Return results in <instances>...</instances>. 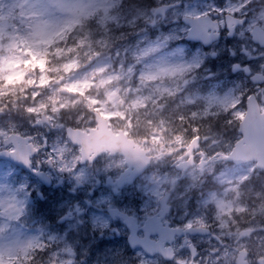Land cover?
<instances>
[{"label":"rangeland","instance_id":"obj_1","mask_svg":"<svg viewBox=\"0 0 264 264\" xmlns=\"http://www.w3.org/2000/svg\"><path fill=\"white\" fill-rule=\"evenodd\" d=\"M148 1L150 6L146 5V7L138 9L136 7L133 13V8L130 5H127L126 8L124 0H71V3L75 5L72 9L56 6L60 2L68 3L69 0H0V100L3 102L0 104V108L4 111V114L0 115V130L6 129L9 134L14 131L17 122L20 121L17 116L19 107L16 106L11 112L9 106L4 102H8L10 99L16 100L21 92L28 95L27 92L30 88H33L35 93L41 92L49 86L57 85V81L60 79L65 84H58V87L69 89V86H72V91L87 93L85 92L88 90L87 87L91 86L92 89H96L97 81L104 82L106 80L112 84L120 85L126 92L131 84L133 74L136 76L139 74L138 84L134 86L133 93L127 94L122 103L116 101L114 112L117 118L126 117L125 122L132 124L133 119L125 114L129 111L136 112L144 118L141 108H145L143 100L149 98L152 104L145 108V118L151 119V122H155L154 120L159 118L158 126H150V132L152 131L150 142L153 150L157 153L159 151L158 155H161V159H157L155 162V167L158 169H152L144 177L142 188H144L147 202L151 200L158 202L159 197L167 190H172V199L176 201L183 196V193H188L191 188L199 187L205 181L204 178L212 173V167L221 163V160H225L224 155L218 154L232 150L239 136L237 130L239 119L233 115L231 105L234 101L231 96L234 94L236 100H239L242 95L249 94L250 89L246 86L242 88L231 82L229 86L221 90H217V87L213 86L206 92L198 90L194 92L193 87L198 79L195 75L188 77L189 72L194 71L192 67L184 63L188 57H166L167 52L173 47H182L193 52L200 49L184 47L180 41L183 35L158 49L147 51L158 38L162 39L163 35L168 34L169 31L173 34L179 30L183 32V28L186 27L181 21L179 23L176 21L180 20L185 10L198 15L210 6L213 0H181L182 5L167 13V16L164 17L165 20L157 29L150 30L149 28H152L150 21L153 20V14L150 13L154 6L178 0ZM235 2L239 4L240 0H235ZM256 3L258 4L259 0H256ZM38 4L47 5V7L42 9L39 6H34ZM123 5L126 9L121 8ZM113 6L120 7L121 10L118 9L117 12H114ZM5 10L7 16L4 14ZM41 12L43 15H40ZM17 16L21 19L25 17L39 18L38 22L31 26L29 35H25L19 27L15 31H9L5 20L15 22ZM160 18L163 19V17ZM41 19L58 26V30L62 29L51 43L46 40L36 42ZM145 22L149 23L144 24ZM253 24H260L264 28V20L259 22L253 20ZM247 27L245 25V28ZM75 29H81V37L72 34L76 31ZM91 35L94 39L90 37ZM5 37H8L7 43H4ZM26 41H31V43ZM57 41L61 46L51 48L50 46L56 44ZM241 44L253 43L250 35L241 37L238 31L230 45L244 47ZM213 50H217L219 53L224 52V42H220L208 54ZM204 54L201 53V55ZM53 57L60 62L53 64ZM165 59H167L169 71L159 73L158 67ZM175 66L183 68V71L179 68L173 71ZM108 71L124 73L125 80H129L128 83H122L124 79L120 74H110L106 78L99 74V72L107 73ZM50 73H55V75H50ZM150 73H155V75L148 79ZM95 75V82H92L91 76ZM142 77L144 78L142 79ZM114 93V90L107 91L106 98L116 99ZM226 93L229 94V99L226 101L227 106L209 103L210 94L224 98ZM92 100V103H96L94 99ZM63 103L65 102L61 104ZM12 104L15 106V101L12 100ZM27 107L29 106L24 107L25 114H28ZM36 109V112H39L41 106ZM237 110L241 111L240 107ZM183 125L186 128L190 126V130L186 132L180 130V126ZM175 126L176 132L174 131ZM193 126L200 129L198 134L203 137L198 150L200 155L198 162L193 167L183 171L178 169V162L182 163L178 157H189L190 141L186 137L189 132H192ZM2 139L3 137L0 136V147ZM65 152H67L66 162H72L73 150L65 147ZM202 152L206 154V157H202ZM4 167L6 171L0 175V184H4L6 187L0 190V199L15 203L17 207H23L18 202L24 199V193L17 192L15 187L18 185H14L13 182L20 179L28 185V180L25 178L26 176L17 173L12 165L11 170L15 175L9 178L8 165L5 164ZM73 175L75 176V174ZM230 177L234 178L233 175ZM60 200H55L54 204H58ZM64 208L65 203L62 208L56 210L63 211ZM0 225L5 228V236H11L12 229L15 227L19 231L21 239L37 235L38 226H42L34 222L31 215H24L19 220H9L6 216H0ZM45 242L46 240L42 239L39 243L44 244ZM83 243L86 241H82L79 246L88 251L90 246L82 245ZM73 244L76 245L77 242L73 241ZM88 254L91 255L92 263L103 259L94 256L92 249ZM68 259H73V257L69 254Z\"/></svg>","mask_w":264,"mask_h":264},{"label":"flooded vegetation","instance_id":"obj_2","mask_svg":"<svg viewBox=\"0 0 264 264\" xmlns=\"http://www.w3.org/2000/svg\"><path fill=\"white\" fill-rule=\"evenodd\" d=\"M164 17L166 16H163V19L153 17L150 22L152 29H157L165 20ZM231 40V37L221 34L220 41L224 42L225 51L219 57L225 72L233 59L241 64L248 62V57L241 54L239 46L231 45L236 50V56L234 58L228 56L226 49ZM241 45L253 50L249 52V56L259 57L262 54L257 50L258 45L255 43ZM231 77V81L236 82L242 88L247 86L248 89L259 95L264 93V84H254L243 73L234 74L232 72ZM57 83L65 84L60 79ZM95 84L96 89L88 88L85 91L87 93L69 91L65 87L55 86H49L46 90L35 93L34 89L30 88L27 92L28 95L21 92L16 100L12 99L15 101V107H19L17 110L20 121L17 122L15 131H18L22 137L27 139L33 137L39 140L42 133L54 138L49 141L50 145L56 141L64 144L69 137V132L74 133L72 130H75L81 140L79 148L77 149L76 144L72 141L66 144V148L73 150L74 156L82 155L83 157L84 152L91 150L86 157V162H81L80 165L86 172V178L80 184H76L73 173L60 170L66 160L59 164H48L46 162L48 153L41 144L38 157L41 165L38 168L50 177L51 184L49 186L40 182V179L32 171L27 172L16 168L20 174L30 180L31 206L33 197L35 200H40L41 194H43L45 199L40 201L41 207L54 204L55 200L59 199L65 201L63 211L74 210L77 201L81 206L86 207L85 202L98 185L110 188L112 187L110 181L114 182L121 175L138 172L142 168V155L144 154L140 151L139 158L130 160L126 154H122L124 146L117 148L114 145L115 135L122 131L134 142V144L132 143L133 147H136L135 145H138V148L142 147L146 155L151 157L148 169L138 176L132 177L131 175V179L126 185H121L125 188L128 198L119 210L125 214H131L135 219L137 238L144 239L146 235V239L149 241L147 246L137 245L136 252L129 250L126 253L128 264H138V259H143L148 264H175V259H185L192 264H260V258L264 256V167L258 166L256 162L240 164L229 162L227 155H224L225 160H221V163L212 167V173L204 178L205 181L201 185L202 190L191 188L188 198L184 193L176 201L172 199V190L169 191V208L161 216V200L147 202L144 188H142L144 177L152 169H158L155 167V162L157 159H161V155H158L159 151L158 153L154 151L150 142L152 135L150 126H158L159 118H156L155 122L145 118V108L152 103L149 98L143 100L145 108L142 107L141 113L144 112V118L141 114H125L133 119V123L128 124L125 122L126 117L117 118L114 112L117 91L112 83L105 80L104 82L97 81ZM113 90L116 99L106 98L107 91L112 92ZM33 93L36 95L34 96ZM126 93L130 94L129 89ZM92 99L96 103H92ZM62 102L65 103L61 104ZM260 103L264 104V101ZM4 104L7 103L4 102ZM26 106L35 108L41 106V110L35 111L31 115L34 116V119H26L23 115ZM246 106V103L240 104V110L246 112ZM93 120H101L103 128H94L90 124V121ZM69 121H72V127L65 134ZM115 121H120L122 124L115 123ZM174 131L176 132V126ZM188 137L189 135L186 138L188 139ZM25 143L32 144L33 140L28 139ZM66 153L64 152L65 157ZM199 155L198 152L194 154L195 164ZM201 155L206 157L204 152ZM90 157H95V161H91ZM36 158L33 157V159ZM56 159L59 160V157ZM178 159H185V157L179 156ZM220 173L224 176H217ZM230 175H233L234 178ZM91 201L96 210L94 214L103 215L109 208L107 198L102 199L99 204L96 197H91ZM150 217L155 218L159 230L145 234V223ZM50 223V220H45L42 225L46 231L49 230L48 224ZM188 223H191V227H185ZM110 235L111 232H106L105 238ZM81 237L93 238V235L91 232L85 234L83 231H79L75 240ZM117 244L124 247L122 241H114L110 245L111 251H115ZM90 249L94 256L103 259L92 263L91 255L88 254ZM111 251L106 250L103 244L98 249L90 247L88 251L81 247L78 248L77 245L75 264H111ZM168 252L171 253V257L166 255Z\"/></svg>","mask_w":264,"mask_h":264},{"label":"snow or ice","instance_id":"obj_3","mask_svg":"<svg viewBox=\"0 0 264 264\" xmlns=\"http://www.w3.org/2000/svg\"><path fill=\"white\" fill-rule=\"evenodd\" d=\"M39 6L42 9H46L47 5H34ZM57 7H67L72 9L75 7L71 0L68 3L60 2L56 5ZM164 15L171 11L170 8L163 9ZM135 8H133V13ZM153 12L155 15L160 14V6H154ZM43 15V12L40 13ZM131 15V13H130ZM183 20L189 22L191 27L183 28V32L180 30L173 34L168 32V34L163 35L162 39L158 38L156 43L151 46L147 51H153L160 48L162 45H166L167 42L176 40L183 33H187V36L202 41L204 45L211 47V40H219L221 34L234 39L239 31V35L242 37L244 35H249L255 40L259 41L257 50L261 51L262 54L259 57L255 55L249 56V52L252 49L241 48V54L248 57V62L241 64L233 59L230 63L229 68L234 74L243 73L250 78L253 83L264 84V79L258 80L257 77L264 74V28L256 27L253 24V20L260 21L264 20V0H240L237 4L235 0H213V3L206 7V9L200 12L198 15L189 13L188 11L183 12ZM243 16V19H241ZM213 18L215 22L213 23ZM179 23V19L176 21ZM40 30L36 34V42L41 40H46L51 43L52 39L59 34L58 26L50 24L49 21L41 19ZM205 24L209 25L212 29L211 32L205 30ZM238 25V28H237ZM245 25L248 27L245 28ZM153 34L155 32L153 31ZM31 43V41H26ZM14 46V45H10ZM227 54L230 57L236 56V50L229 44L227 46ZM143 54V53H142ZM220 53L217 50H213L210 53L212 58L219 57ZM187 56L188 59L184 61L189 67H192L195 71L199 72L204 69L209 63V54L205 51L204 55H201V50L196 49V51H191L190 49H185L182 47H173L167 52V58H183ZM7 59V58H6ZM183 71V68L175 66L172 70ZM159 73L169 71L167 66V59L158 67ZM155 73H150L148 79L153 78ZM144 77H142L143 79ZM72 86H69V91H71ZM35 96L36 94L33 93ZM229 99V94L226 93L224 98L216 97L215 95L209 96V103H217L221 106H227L226 101ZM234 101L231 107L233 110V115L237 119H243L245 116L244 111H238L239 105L250 101L252 99V94L242 95L239 100H236L235 95L231 96ZM37 109L34 106H29L26 111L29 115H32ZM248 120L252 125V131L254 135H258L264 138V104L259 102L257 98V104H249L247 109ZM90 124L94 128H103V123L101 120L90 121ZM72 127V121L68 122V129H65V134ZM200 129L193 126L192 135L189 137V141H195L199 143L198 133ZM0 136L4 138L5 141H10L5 145V151L0 153V175H3L6 171L4 165H8V175L11 178L15 175L14 171L11 170V161H19L24 167L31 170L35 176L40 178V182L47 181L50 183V177L41 172L38 168L41 165V161L38 159L41 144L43 148L48 153L47 163L59 164L61 161L66 160L64 156L65 147L67 143L71 142V138L67 137L64 144L56 141L49 144V141L54 139L46 134H40V139L36 140L33 137H28V139L33 140L32 144L23 143L18 131L9 136L6 129L0 130ZM23 143V148L21 149V144ZM16 145V147H13ZM124 147L131 151V153L139 158L140 150L138 147H133L130 144H125ZM79 148V145H76ZM82 151V150H81ZM235 151V150H233ZM218 155H227L226 153H220ZM37 157L33 159V157ZM59 157V160L56 158ZM5 158H9L5 160ZM95 157H90L91 161H95ZM84 157L82 155H75L72 162H65L61 165V171H69L75 174V183L80 184L86 178L85 170L80 166L83 162ZM74 165V166H73ZM131 179V173L121 175L112 183V187L103 188L99 186L93 190L90 198L85 202L86 207L81 206L79 201H77L74 210L67 211H57L56 209L62 208L65 201L60 200L58 204H50L47 207H41L40 201L44 200L45 197L41 194L40 200H35L33 197V203L31 208H29V196L28 185L24 184L22 180L18 179L14 181L18 185L15 189L17 192L24 193V199L18 203L23 205V207H17L15 203L7 202L0 199V216H6L9 220L15 219L19 220L24 215H31L34 222H38L43 225L45 220H50L51 223L48 224V231H45L44 227H39L37 229V235L30 236L26 239L20 238L19 231L13 227L12 235L5 236V228L0 225V264H75L74 257L77 253V246L73 244L79 231H83L85 234L91 232L93 239L88 240L90 247L99 248L103 244L106 250L111 251L114 241H122L124 247L119 244L115 245V251H111V264H128L126 259V253L131 250L136 252L137 245L144 244L148 245L149 241L146 239H138L136 235V223L135 219L131 214H125L120 211V206L127 200L128 195H126L125 188L121 185H126V183ZM6 186L0 184V190L4 189ZM130 195V194H129ZM91 197L97 198V203L99 204L102 199L107 198L109 203V208L104 212L103 215H95V209L92 206ZM75 214V215H74ZM59 221V222H58ZM185 227H191V223L185 225ZM75 229V231H74ZM123 229V232H121ZM159 230L155 218H150L145 223V234L150 231ZM111 232V235L105 238V233ZM99 239H96V238ZM45 239L44 244L39 242ZM83 239V237H81ZM69 254L73 259H68ZM139 256V253H137ZM167 256L171 257V253H166ZM138 264H148L147 261L143 259H138ZM175 264H192V262L185 259H175ZM260 264H264V256L260 258Z\"/></svg>","mask_w":264,"mask_h":264},{"label":"water","instance_id":"obj_4","mask_svg":"<svg viewBox=\"0 0 264 264\" xmlns=\"http://www.w3.org/2000/svg\"><path fill=\"white\" fill-rule=\"evenodd\" d=\"M171 5H165L160 7V13H164L163 9L170 8ZM187 24H190L189 22H186ZM191 25V24H190ZM260 27V26H256ZM211 27L207 24H205V30L208 31ZM188 39L199 41L197 39L191 38L188 36ZM255 42H258L253 38ZM212 40L210 41V43ZM256 100L252 96V99L248 101V105H256ZM239 131L243 134V138L236 142L232 152L230 153L228 159L231 161H234L236 163H242L246 161L255 160L259 162V165L261 167H264V138L259 137L258 135H254L252 131V125L248 120V114L244 117L242 122L240 123ZM10 141H6V143H9ZM199 144H197L195 141H192L190 145V152H192L195 148L198 147ZM3 153V152H0ZM131 156L134 155L131 153ZM9 159V158H5ZM13 163H16L18 165L23 166L19 161L12 160ZM193 164L192 159L189 161L184 162L179 168L186 169L190 167Z\"/></svg>","mask_w":264,"mask_h":264},{"label":"clouds","instance_id":"obj_5","mask_svg":"<svg viewBox=\"0 0 264 264\" xmlns=\"http://www.w3.org/2000/svg\"><path fill=\"white\" fill-rule=\"evenodd\" d=\"M4 14L5 16H7V11L5 10L4 11ZM38 19L39 18H28V17H25L23 19H21L19 16H17L15 18V22H13V20H5V24L9 26V31H15L17 27L20 28V30L22 32L25 33V35H29L30 34V31H31V26L34 25L35 23L38 22ZM8 42V37H5L4 38V43H7ZM56 46H61L59 41H57L56 44L54 45H51L50 47L51 48H54ZM60 61L56 60L55 57H53L52 59V63L53 64H58ZM50 75H55V73H50ZM125 83H128V81H125ZM138 84V80L136 78V74H133V77L131 78V86H137ZM59 85H55V87H58ZM25 116L26 119H34V116H31L29 114H23ZM94 123V120L92 121ZM115 123H121L120 121H115Z\"/></svg>","mask_w":264,"mask_h":264},{"label":"trees","instance_id":"obj_6","mask_svg":"<svg viewBox=\"0 0 264 264\" xmlns=\"http://www.w3.org/2000/svg\"><path fill=\"white\" fill-rule=\"evenodd\" d=\"M139 1H141V0H128V4H126V5L137 6Z\"/></svg>","mask_w":264,"mask_h":264}]
</instances>
